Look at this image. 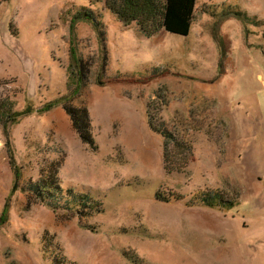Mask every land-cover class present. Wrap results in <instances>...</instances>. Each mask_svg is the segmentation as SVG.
<instances>
[{"label":"rangeland","instance_id":"rangeland-1","mask_svg":"<svg viewBox=\"0 0 264 264\" xmlns=\"http://www.w3.org/2000/svg\"><path fill=\"white\" fill-rule=\"evenodd\" d=\"M92 5L0 0L1 111L32 109L0 122V264H264V0H196L186 37Z\"/></svg>","mask_w":264,"mask_h":264},{"label":"trees","instance_id":"trees-1","mask_svg":"<svg viewBox=\"0 0 264 264\" xmlns=\"http://www.w3.org/2000/svg\"><path fill=\"white\" fill-rule=\"evenodd\" d=\"M103 4L104 9L112 14L116 20H118L125 27L130 26L135 23L138 31L146 38H151L160 31H164L167 34L177 35L186 37L189 34V29L192 23L193 14L195 11L196 0H89V3ZM93 6V5H92ZM86 7H79L76 13L72 17V22H77L80 20H86L91 22L95 28L99 26V21L94 17L91 10L85 9ZM102 63V69L106 65V57H104ZM70 59L72 63L69 65L70 68L75 69L78 72V79L84 80L85 74L83 72L87 71L85 69L86 64L78 58L74 46L70 48ZM74 73H70L73 76ZM74 79V78H73ZM84 87L80 82L75 84L70 91L69 101L81 93ZM68 100V99H67ZM12 105V103H10ZM8 103H0V122H2L5 127L6 124L15 123L18 118L30 115L32 109L27 108L23 112H14L10 116L7 115L5 118L4 112L1 108L10 105ZM62 106L63 110L70 117L72 121L73 128L78 134L80 140L89 145L94 149V140L91 135L90 117L89 112L85 107H72L70 104L62 103L61 100H55L46 103L38 112L45 113L57 106ZM149 127L154 132L158 133L163 138V163L164 169H168L169 161L173 157V153L169 154L168 145L173 143L176 149L182 151L185 156L190 153V146L187 142H181L173 137L170 132L158 127L150 119ZM38 187H40L38 185ZM42 191H45L47 187L42 185L40 187ZM37 189V188H36ZM37 191V190H35ZM82 204L86 203V198L81 197ZM205 206L212 207V203H206Z\"/></svg>","mask_w":264,"mask_h":264}]
</instances>
